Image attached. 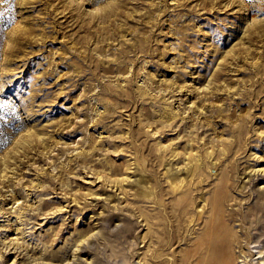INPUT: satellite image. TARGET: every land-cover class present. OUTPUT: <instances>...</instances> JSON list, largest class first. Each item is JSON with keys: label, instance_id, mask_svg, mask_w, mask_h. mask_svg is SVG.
I'll return each mask as SVG.
<instances>
[{"label": "rangeland", "instance_id": "374dc122", "mask_svg": "<svg viewBox=\"0 0 264 264\" xmlns=\"http://www.w3.org/2000/svg\"><path fill=\"white\" fill-rule=\"evenodd\" d=\"M218 190L264 264V0H0V264H155L190 201L178 260Z\"/></svg>", "mask_w": 264, "mask_h": 264}, {"label": "bare ground", "instance_id": "6f19581e", "mask_svg": "<svg viewBox=\"0 0 264 264\" xmlns=\"http://www.w3.org/2000/svg\"><path fill=\"white\" fill-rule=\"evenodd\" d=\"M125 5H126V3H125ZM106 6H107V4H106ZM117 7H119V5ZM114 8L115 7H113L112 9L114 10ZM120 8H122V7L120 6ZM124 8H126V7H124ZM112 9L111 8L108 9V12H109V10H111V12H112ZM108 12H107L106 16H108ZM103 14H104V12L101 14V16L105 15V14L104 15ZM109 14H111V13H109ZM92 17H93L92 20L96 19V16H95V18H94V16H92ZM108 18H109V16H108ZM108 18H107V20H108ZM84 20H85V18H84ZM92 20L90 21V23L92 22ZM103 22H104V20H103ZM85 23L86 22H84V24ZM123 26H124V24H123ZM118 27H120V26H118ZM118 27L115 28V26H114L113 29H117ZM103 29L105 31L106 27H104ZM125 29H127V28H125ZM118 30H120V29L118 28ZM99 31H101V30H99ZM106 32L108 34V31H106ZM118 34L119 33H117V35ZM111 36H112V33H111ZM129 49H130V46L123 49V52L125 55L129 54L131 52ZM147 49H148V47H147ZM122 56H124V55H122ZM135 58H137V57H135ZM126 66H128V65H126ZM195 164H197V163H195ZM201 170L202 169L199 170L200 172L199 171H196V172L201 173ZM192 172H193V170H192ZM177 185L179 186L181 184L178 183ZM190 186L192 187V185H190ZM188 189H190V188H188ZM224 196H225V192L223 190L214 191V193L212 195L213 198H212L211 204H210L211 208H212V213L210 214V216L208 217V219L205 222V227H204L205 232L199 234L194 240H192L191 242L188 243L189 247L187 246L188 249L186 247L187 251H185V253H182V257H180L178 260L176 257L173 260H170L169 258L162 257L161 256L162 254H161V252H158V249H162V250H164L165 248L168 249L172 245H174V243L176 241L180 240V237L182 236L181 230H180V227L182 225L181 220H183L184 225L187 222H189V218L187 217V215L190 213L189 205L191 204L190 201H184L183 205H185V208H184L185 211H183L182 213H180L178 215V217L181 218V220L179 221L178 227L173 228V231H171V232H170V230L166 232L167 235H169V237L167 239L161 238V240L157 241V246H155L156 251H155V253H153V256H152V260H153L152 262H155V264H159V263L160 264H237V262L235 261L236 260L235 252L233 250V244H234V240L236 239V234L234 232L230 231V226H229V223L227 222L228 219H231L233 217V211H230L227 213L222 208ZM189 217H191V216H189ZM184 249L185 248H183V250Z\"/></svg>", "mask_w": 264, "mask_h": 264}, {"label": "snow or ice", "instance_id": "6c2138e0", "mask_svg": "<svg viewBox=\"0 0 264 264\" xmlns=\"http://www.w3.org/2000/svg\"><path fill=\"white\" fill-rule=\"evenodd\" d=\"M5 2H9V3H10V2H11V0H5Z\"/></svg>", "mask_w": 264, "mask_h": 264}]
</instances>
